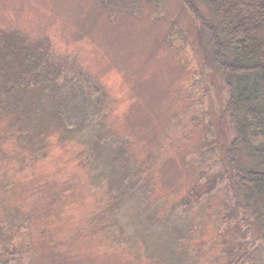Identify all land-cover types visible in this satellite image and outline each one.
Here are the masks:
<instances>
[{
  "label": "rangeland",
  "instance_id": "obj_1",
  "mask_svg": "<svg viewBox=\"0 0 264 264\" xmlns=\"http://www.w3.org/2000/svg\"><path fill=\"white\" fill-rule=\"evenodd\" d=\"M111 1L0 0V29L62 66L58 91L37 76L0 117V264H264L232 192L229 93L195 46L199 21L179 0ZM99 136L141 171L117 205L92 158Z\"/></svg>",
  "mask_w": 264,
  "mask_h": 264
},
{
  "label": "trees",
  "instance_id": "obj_2",
  "mask_svg": "<svg viewBox=\"0 0 264 264\" xmlns=\"http://www.w3.org/2000/svg\"><path fill=\"white\" fill-rule=\"evenodd\" d=\"M101 2L107 9L113 4L111 0ZM179 2L199 21L195 46L228 90L223 115L230 121L234 135L226 149L232 192L243 214L264 238V0ZM61 72L60 64L50 63L45 44L35 46L23 32L0 29V117L21 104L37 76L47 75L54 94L59 89ZM53 97L54 122L63 127L68 119L61 101ZM82 128L76 123L68 130L78 134ZM98 138L95 144L99 152L92 158L100 161L104 173L110 176L108 186L115 190L117 205L135 195L132 191L141 180V171L130 164L124 144L102 143L104 140Z\"/></svg>",
  "mask_w": 264,
  "mask_h": 264
}]
</instances>
